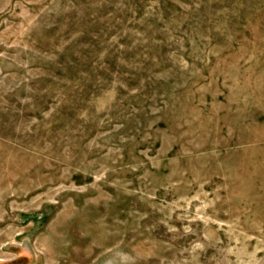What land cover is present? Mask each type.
<instances>
[{"label": "rangeland", "instance_id": "374dc122", "mask_svg": "<svg viewBox=\"0 0 264 264\" xmlns=\"http://www.w3.org/2000/svg\"><path fill=\"white\" fill-rule=\"evenodd\" d=\"M0 264H264V0H0Z\"/></svg>", "mask_w": 264, "mask_h": 264}]
</instances>
